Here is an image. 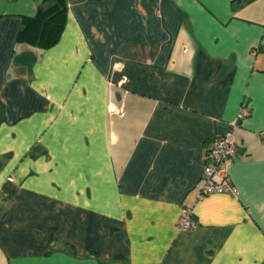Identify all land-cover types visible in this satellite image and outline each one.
<instances>
[{"label":"crops","instance_id":"0c3cea01","mask_svg":"<svg viewBox=\"0 0 264 264\" xmlns=\"http://www.w3.org/2000/svg\"><path fill=\"white\" fill-rule=\"evenodd\" d=\"M41 1L0 0V264H264V0H64L17 43ZM226 133L237 193L197 199Z\"/></svg>","mask_w":264,"mask_h":264},{"label":"built area","instance_id":"2783aa9c","mask_svg":"<svg viewBox=\"0 0 264 264\" xmlns=\"http://www.w3.org/2000/svg\"><path fill=\"white\" fill-rule=\"evenodd\" d=\"M246 111V107L241 105L236 112V120L242 118L246 114ZM234 150L235 142L231 133L215 136L211 140L203 157L201 186L196 196L197 199L207 193L236 195V188L231 183L228 174V166L232 155H234ZM1 197L2 190L0 188V199ZM194 225L195 221L192 217L191 207L182 205L176 222L177 230L187 231Z\"/></svg>","mask_w":264,"mask_h":264},{"label":"trees","instance_id":"16d2710c","mask_svg":"<svg viewBox=\"0 0 264 264\" xmlns=\"http://www.w3.org/2000/svg\"><path fill=\"white\" fill-rule=\"evenodd\" d=\"M65 17L64 0H42L33 15L22 18L21 27L16 35V42L38 49L53 45L63 29ZM34 60L35 55L30 51L12 56V62L15 64L29 66Z\"/></svg>","mask_w":264,"mask_h":264}]
</instances>
